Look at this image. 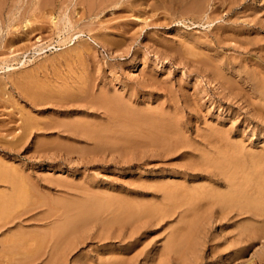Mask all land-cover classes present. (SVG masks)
I'll return each mask as SVG.
<instances>
[{
	"label": "rangeland",
	"instance_id": "1",
	"mask_svg": "<svg viewBox=\"0 0 264 264\" xmlns=\"http://www.w3.org/2000/svg\"><path fill=\"white\" fill-rule=\"evenodd\" d=\"M263 153L264 0H0V178L16 181L0 179V193L26 195L0 227V264L22 263L10 232L47 231L60 206L163 205L168 186L179 203L167 216L135 235L94 228L68 264H264L262 210L202 198L228 192L232 176L206 161L230 154L263 204ZM183 220L192 248L167 257Z\"/></svg>",
	"mask_w": 264,
	"mask_h": 264
},
{
	"label": "bare ground",
	"instance_id": "2",
	"mask_svg": "<svg viewBox=\"0 0 264 264\" xmlns=\"http://www.w3.org/2000/svg\"><path fill=\"white\" fill-rule=\"evenodd\" d=\"M260 86H262L261 84H260ZM259 86V87H260ZM263 89V88H262ZM254 108V107H253ZM74 126H75V124H73ZM71 127H72V125H70ZM78 126V125H77ZM72 129H73V127H72ZM74 129H76V127L74 128ZM70 132V131H69ZM106 137V136H105ZM102 139V138H101ZM226 152H227V150H226ZM250 154H251V152H250ZM260 154H262V153H260ZM264 154V153H263ZM236 155V154H235ZM207 156V155H206ZM220 156V155H219ZM228 155H223L222 157L223 158H219V157H217V158H211V159H207L208 161H206V162H208L207 163V165H210V166H213V167H218V169L220 170V171H222V172H226V174L228 175H230V181H229V184H228V188H229V190H228V192L227 193H220V194H218V192H217V194H215L216 192H211V191H208V190H206V193H207V191L208 192H210L211 194V196H209V195H207V197H202L204 194H205V192H203V195L201 196L202 198H203V200L205 199V200H210V204L211 205H220L219 207L222 209L221 211H223L224 209H226L227 207L226 206H232V205H236V206H238V208H239V210H242V212H248L249 210H250V207L252 206V205H254L256 208H260L262 211V213H264L263 211H264V201H262L263 202V204H261V205H259V203H258V201H260L261 199H259V200H255V198L253 199L251 196V191H252V189H255L254 188V186L253 185H251V182L252 181H250V177H247L246 175L245 176H243L242 178H241V181L239 180V181H237V180H235V178L233 177V171H234V169H236V168H241L242 169V172H246L247 170H245V168L247 167L246 165V167H243L242 165L240 166V164L236 161V159L235 160H233V158H230L229 156H230V154H229V156L227 157ZM262 156H264V155H262ZM261 156V157H262ZM219 158V159H218ZM258 160V159H257ZM260 160H262V158L260 159ZM259 161V160H258ZM204 162V161H203ZM264 162V161H263ZM233 164V168H227V166L228 165H230V164ZM260 163V162H259ZM258 163V164H259ZM202 164V163H201ZM205 164V163H204ZM239 166H238V165ZM245 164V163H244ZM256 164V163H255ZM192 165V164H191ZM196 166V165H195ZM202 166V165H201ZM210 166H207V167H210ZM252 166V165H251ZM257 166V165H256ZM189 167H190V165H189ZM203 167H204V165H203ZM206 167V166H205ZM191 168H193V167H191ZM195 168V167H194ZM227 168V169H226ZM200 169V168H199ZM193 170V169H192ZM191 170V171H192ZM212 171H214V170H212ZM210 172V173H212V174H214L215 173V171H214V173L213 172ZM200 173V172H199ZM224 174V173H223ZM215 175H216V173H215ZM225 175V174H224ZM244 175V174H243ZM6 176V175H5ZM4 176V177H5ZM226 176V175H225ZM8 178V179H7ZM226 178V177H225ZM0 179H4V178H0ZM10 179V177L9 176H6L5 177V179L4 180H9ZM11 180V181H10ZM9 181L11 182V185L13 184V182H15L16 183V181H13L14 179H13V177H12V179H10ZM215 180V179H214ZM216 180L217 181H219L220 179H219V177H217L216 178ZM261 180V179H260ZM263 180V179H262ZM13 181V182H12ZM226 181H228L227 179H226ZM228 183V182H227ZM258 183H260V182H258ZM258 183H257V186H258ZM208 185H209V183H208ZM262 185H264V183L262 184ZM18 186V185H17ZM161 186V185H160ZM256 186V189H258L259 190V192L258 193H261L262 191H260V190H263V186H262V188L260 189L259 187H257ZM14 187H16V186H14ZM19 187V186H18ZM18 187H16L17 188V190H15V189H13L11 192H1L0 193V211H1V213H0V215L2 216V213L4 212L5 214V217H3V219L6 221L8 218H6L7 217V215H10L9 213L10 212H12L11 214H12V217H10V218H12V219H8L6 222L2 219V217H1V219L5 222V223H2V222H0V227H3V226H5L7 223L9 224V226H11V224L10 223H13L12 222V220L14 219L15 220V218H17V217H22V216H20L21 214H22V211L23 210H17L18 212L14 215L13 214V211L12 210H14L15 208H18L17 206H20V207H23V206H25V200H26V195L24 194L25 192L23 191V189H20V188H18ZM203 187H205V185H203ZM203 187H201L200 188V190H197L198 192L200 191H202V189H203ZM261 187V186H260ZM167 188V187H166ZM174 188V187H173ZM193 188H196L195 186L193 187ZM193 188H190L189 189V192L190 191H193ZM198 188V187H197ZM208 188V187H207ZM214 188V187H213ZM20 191H19V190ZM163 189H164V186H163ZM162 189V190H163ZM183 189V188H182ZM199 189V188H198ZM206 189V188H205ZM184 190V189H183ZM211 190V189H210ZM23 193H22V192ZM175 191V190H174ZM173 190H172V187H171V189L169 188V186H168V189H166L165 190V192H163V194L166 196V198L164 197V195H163V197L166 199V200H168V202L167 201H165V199L163 200L164 202H166V204H163V205H159L158 203H155V205H152V207L149 205H145V204H142V203H135V204H133V203H130V202H128L127 203V201L126 202H119V203H113V204H107V203H104V204H92V203H88V204H72V205H63V206H60L61 207V210H58L59 212H55L56 213V215H59V216H57L58 218H56L55 220H57L56 221V223H52L53 225H51L50 224V228L48 227V230L46 231H44L43 232V230H41L42 228H43V226H42V228L41 227H39V228H41L40 230L42 231V232H35V231H33V232H31L30 230L29 231H25V229H24V231H23V229H20V228H16V230L17 231H15V230H13V233L12 232H10V233H12L11 235H9L8 234V236H6L8 239L4 242V243H7V244H5L4 246L5 247H7L8 246V249H9V253H10V255H8V256H10L11 258L13 257L12 255H19V257H20V254H22V257L21 258H18V259H20L21 260V264H31V263H34L38 258H40L41 257V255L43 254V251H47V248H48V252H49V260L47 261L46 260V263H44V264H68V262H70L69 260H70V258H69V256L70 255H72V252L73 251H75V250H77V249H79V246H83L84 244H86L87 243V240L91 237V235H92V230L94 231V228H96V235L99 237V239H102L103 237L101 236V235H103V236H106L107 234H109L110 233V231H112V229H113V226L114 225H117L116 227H114L115 228V230H117V231H121V229H122V225H123V223L125 222V223H129L131 226H130V228H131V235H135L138 231H139V229L142 227V226H144V225H146L148 222H152V220L154 221V219H163V216L165 217V214L167 213V212H169V210L170 209H173V206H175L174 204H176L177 203V197L179 196H175V195H173L172 194V192H174ZM195 191H196V189H195ZM253 191H257V190H253ZM176 192V191H175ZM183 192V191H182ZM194 192V191H193ZM192 192V193H193ZM21 193L24 195L23 196V198H25V199H23L22 198V196H21ZM179 193V192H178ZM187 193V192H186ZM197 193V192H196ZM195 192L192 194V196H189L188 198H189V202L188 203H193L194 202V199H197V198H199V195H198V197H197V195H196V197H194L193 198V195L194 194H196ZM202 193V192H201ZM254 193V192H253ZM176 194V193H175ZM184 194H185V192H184ZM191 193H189L188 195H190ZM199 194V193H198ZM209 194V193H208ZM264 194V192H262V195ZM186 196H188L187 194H185ZM206 195V194H205ZM182 196H184V195H182ZM181 196V197H182ZM201 197H200V199H201ZM184 198V197H183ZM259 198V197H258ZM199 199V200H200ZM186 200H188L187 198H186ZM198 200V201H199ZM212 200V201H211ZM263 200V199H262ZM29 201V200H28ZM108 201V200H107ZM162 201V202H163ZM192 201V202H191ZM197 201V200H196ZM196 201H195V203H196ZM202 201V200H201ZM112 202V201H111ZM161 202V203H162ZM181 202H182V200H181ZM168 203V204H167ZM179 203V202H178ZM178 203L176 204V205H178ZM195 203H193L191 206H193L192 207V209L194 210L196 207V204ZM171 204V205H170ZM184 204V203H183ZM195 204V205H194ZM199 205H200V203H198ZM33 205V204H32ZM173 205V206H172ZM258 207H257V206ZM30 206V205H29ZM36 206V208H37V206L38 205H34V207ZM169 206H171V208H169ZM182 206V205H181ZM189 206H190V204H189ZM221 206H223V207H221ZM224 206L226 207V208H224ZM261 206V207H260ZM56 207V206H55ZM195 207V208H194ZM205 207H208V206H205ZM210 207H212V206H210ZM209 207V208H210ZM233 207V206H232ZM232 207H229V208H232ZM27 208V207H26ZM201 208V207H200ZM224 208V209H223ZM229 208H227V209H229ZM243 208V209H242ZM33 209H35V208H33ZM188 208L186 207V209H184V210H187ZM207 209V208H206ZM260 209H259V212H260ZM27 210H28V208H27ZM27 210H25L24 209V211H26L27 212ZM31 210V209H30ZM29 210V211H30ZM192 210V211H193ZM232 210H233V208H232ZM45 211V210H44ZM51 211V210H50ZM171 211V210H170ZM175 211V210H174ZM190 212H191V208H190V210H189ZM219 211H220V209H219ZM229 211V210H228ZM15 212V211H14ZM42 212V211H41ZM173 212V211H172ZM171 212V213H172ZM186 212H188V211H185V213ZM235 212H237V211H235ZM239 212V211H238ZM237 212V213H238ZM257 212H258V210H257ZM21 213V214H20ZM45 213V212H44ZM53 213V214H52ZM54 213V210H53V212H51V214L52 215H54L55 214ZM185 213H183L184 215H185ZM191 213H194V211L193 212H191ZM201 213H203V212H201ZM241 213V212H240ZM239 213V214H240ZM42 215H43V212L41 213ZM50 214V213H49ZM49 214L48 215H44L45 217H47V216H49ZM51 214H50V216H51ZM187 214V213H186ZM189 214V213H188ZM242 214V213H241ZM245 214V213H244ZM254 214H257V213H253V214H250V216L251 215H253L254 216ZM24 215V214H23ZM55 215V216H56ZM168 214H166V216H167ZM171 215V214H170ZM259 215V214H258ZM262 215V214H261ZM11 216V215H10ZM25 216V215H24ZM41 216V215H40ZM263 216V215H262ZM42 217V216H41ZM54 217V216H53ZM185 217V219H186V217H187V215L186 216H184ZM6 218V219H5ZM183 218V217H182ZM18 219V218H17ZM52 219V218H51ZM184 219V220H185ZM262 219V218H261ZM19 220H21V219H19ZM27 220V219H26ZM42 220V219H41ZM46 220V219H45ZM54 220V219H53ZM184 220H183V222H184ZM1 221V220H0ZM11 221V222H10ZM18 221V220H17ZM23 221H24V219H23ZM28 221V220H27ZM187 221H189L188 219H187ZM193 221V220H192ZM196 220H194V222H195ZM37 222V221H36ZM40 222H42L43 223V221H40ZM54 222V221H53ZM157 222V221H156ZM159 222V221H158ZM182 222V224L183 225H180V226H178L176 229H174L173 231L175 232H172V234H173V237H172V239H170L169 241H168V243H166L165 244V247L163 248L164 250V253H163V255H165L166 254V256L167 257H169V256H171V255H174V256H177L178 254H182L181 252H182V250L184 249V248H188V246H191V247H189L190 249L192 248V242L190 243L188 240H190L191 238H190V236L191 235H189L188 234V238L186 237V233L185 232H187L186 230H185V232L183 231L187 226L188 227H190V223H188V222H184L183 223ZM190 222H191V220H190ZM262 222H264V220H262ZM22 223V222H21ZM45 223V222H44ZM48 223V222H47ZM121 223H122V225H121ZM192 223V222H191ZM19 224V223H18ZM264 224V223H263ZM98 225L100 226V227H98ZM193 225V224H192ZM246 226H248V225H246ZM246 226H245V229H246ZM36 227V226H35ZM193 228H192V230L194 229V225L192 226ZM251 227V226H250ZM30 228V227H29ZM98 228H99V230H98ZM2 229V228H1ZM7 229H9V228H7ZM20 229V230H19ZM30 229H32V228H30ZM34 229H37V228H34ZM33 229V230H34ZM43 229H45V228H43ZM187 229V228H186ZM190 230H191V227L189 228ZM242 229V228H241ZM241 229H240V231H239V233H242V234H240V235H242L243 236V240L241 241V242H245V240H246V242L247 241H250L251 240V238H252V231H251V233L250 232H248V231H244V230H242V232H241ZM250 228L249 227H247V230H249ZM251 229H253L252 227H251ZM250 229V230H251ZM10 230V229H9ZM191 230V231H192ZM256 230V228L254 229V231ZM15 231V232H14ZM189 231V230H188ZM244 231V232H243ZM246 232V233H245ZM189 233H190V231H189ZM239 235V234H238ZM193 237V236H192ZM241 238V237H240ZM245 239V240H244ZM240 240V239H239ZM192 241H194V240H192ZM238 242V241H237ZM240 242V241H239ZM240 242V243H241ZM3 243V244H4ZM198 243V242H197ZM249 243V242H248ZM190 244V245H189ZM196 244V243H195ZM195 244H193V246L195 245ZM201 245V244H200ZM244 245V244H243ZM203 246V245H202ZM214 247V245H210V252H211V256H213V255H215L217 252L215 251V250H217V249H215V247H214V249H213V247ZM244 246H247L246 244L244 245ZM207 248V247H206ZM206 248H205V246L203 247V252H205V250H206ZM217 248V247H216ZM7 249V250H8ZM194 249V248H193ZM245 249V248H244ZM199 250V249H198ZM190 251H193V250H190ZM196 251V250H195ZM231 251V250H230ZM2 253V252H1ZM8 253V252H7ZM47 253V252H46ZM46 253H44V254H46ZM74 253V252H73ZM191 253V252H190ZM193 253H195L194 251H193ZM183 254H184V251H183ZM3 255H5L6 256V252H5V254H3ZM2 255V256H3ZM166 256H164L165 258H166ZM184 256V255H183ZM192 256H194V255H192ZM198 256V255H197ZM178 258H179V256H177ZM181 257V256H180ZM200 258H196V264L198 263L197 261V259H202V257H203V254H202V256H199ZM216 257V256H215ZM176 258V257H175ZM194 258V257H193ZM2 259H3V257H2ZM4 259H6L5 257H4ZM15 259V258H14ZM13 259V260H14ZM169 259V258H168ZM11 260V259H10ZM185 260V259H184ZM2 261V260H1ZM0 261V263H2ZM8 261V259L6 260V262ZM18 261V260H17ZM38 261V260H37ZM183 261V260H182ZM3 262H4V260H3ZM19 263L18 264H20V261H18ZM195 262V261H194ZM8 263V262H7ZM14 264H15V262H13ZM114 263H115V261H114ZM200 263V262H199ZM9 264V263H8ZM11 264H12V262H11Z\"/></svg>",
	"mask_w": 264,
	"mask_h": 264
}]
</instances>
